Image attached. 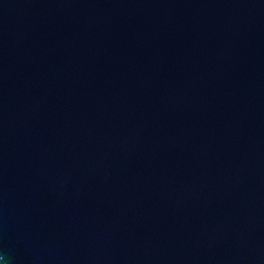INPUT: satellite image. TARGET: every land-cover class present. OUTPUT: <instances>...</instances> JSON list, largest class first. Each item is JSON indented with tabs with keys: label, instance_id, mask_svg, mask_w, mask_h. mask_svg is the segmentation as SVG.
I'll list each match as a JSON object with an SVG mask.
<instances>
[{
	"label": "water",
	"instance_id": "obj_1",
	"mask_svg": "<svg viewBox=\"0 0 264 264\" xmlns=\"http://www.w3.org/2000/svg\"><path fill=\"white\" fill-rule=\"evenodd\" d=\"M0 264H264V0H0Z\"/></svg>",
	"mask_w": 264,
	"mask_h": 264
}]
</instances>
